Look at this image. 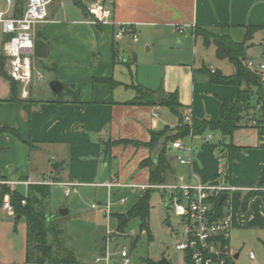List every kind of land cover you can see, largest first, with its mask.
I'll list each match as a JSON object with an SVG mask.
<instances>
[{
	"label": "crops",
	"instance_id": "0c3cea01",
	"mask_svg": "<svg viewBox=\"0 0 264 264\" xmlns=\"http://www.w3.org/2000/svg\"><path fill=\"white\" fill-rule=\"evenodd\" d=\"M16 2H6V8L0 11L7 10L8 16H16ZM93 2L111 9L112 24L94 23L74 5L52 0L48 5L47 20L36 24L32 32L33 39L46 42L47 57L33 56L32 77L26 86V96L21 94L20 86L17 99L9 100V85L4 80L6 86L0 92V129H5L0 131V176L3 180L75 182L81 184L78 187L95 188L93 194L98 187L89 184L111 178L123 183H149V166L144 162L149 158L156 159L159 146L150 150L143 144L150 140L151 131L165 127L174 129L179 119L162 105L127 104L136 95L134 85L150 89L156 95L176 93L181 116L187 109L191 110L193 129L204 119L217 121L220 99L234 100L240 88L208 81L203 68L230 75L234 67L230 73H225L213 61L215 46L209 53L211 44L204 46L202 37L195 35L194 29L221 31L236 41L232 37L235 31L242 32L243 38L247 26L264 27V0ZM121 23L132 24L138 33L136 41L130 35L115 38ZM178 27L183 31L179 32ZM259 33L253 36L248 49L252 57H247L248 60L259 62L263 59V39L258 44L254 42ZM2 47L3 41L0 53H3ZM147 52H152L153 56L146 66L150 70L146 76L148 73L158 74L153 84L147 77L140 78V59L145 60ZM256 54H259L257 58ZM156 69L158 72L153 73ZM41 79H44L42 83ZM53 80L62 85L59 92L50 88ZM157 99L160 101L161 96ZM206 133L211 138V132ZM206 137L203 140L207 142L196 140L192 149L194 159L188 167L176 160L179 150L172 144L167 145L170 168L165 181H175L184 171L188 175L192 172L202 183L226 185V182L232 185L234 192L229 198L227 195L225 215L231 223L229 246L234 264H238L244 246L256 248L258 245L262 252L248 249L247 257L250 264H262L264 195L256 189L264 176L262 140L257 129L245 125L234 131L231 141L239 152L227 174L226 161L220 162V158L225 159L220 157L219 151H224L220 149V140L217 144V141L208 142L210 138ZM107 142H114L108 152L105 150ZM31 184H17L10 189L17 188L26 194ZM103 190L105 201L92 203L106 202L107 190ZM248 191H255L257 195L243 210L242 198ZM122 195L127 196L130 206L138 197L128 188L114 191L116 198ZM125 204L114 205L111 214L123 210ZM105 216L102 213V217ZM250 252L254 253V260L249 258ZM0 264L37 263L26 262L24 239L18 252L10 254L7 250L0 256Z\"/></svg>",
	"mask_w": 264,
	"mask_h": 264
},
{
	"label": "trees",
	"instance_id": "16d2710c",
	"mask_svg": "<svg viewBox=\"0 0 264 264\" xmlns=\"http://www.w3.org/2000/svg\"><path fill=\"white\" fill-rule=\"evenodd\" d=\"M94 0H71L72 4L81 10L85 16H92L88 12V6ZM25 0H17L15 6V14H21L24 8ZM263 26H247L243 39L239 42L233 41L226 33H213L211 31L195 28L194 34L202 37L203 45L208 47L210 44L215 46V55L219 59L226 58L234 67V72L230 75H224L221 71L215 69L203 68V72L207 75L208 81L223 85H232L239 87V91L232 101L220 99L219 118L217 121L204 119L201 125L195 129L183 123L182 116L178 111L179 102L176 93L156 95L152 90L140 85H134L136 95L127 102V104H145V105H162L167 107L179 119V124L174 129L165 127L162 130L151 131L150 140L143 145L150 150L159 146L156 154V159L149 158L144 162V165L149 166L148 182L151 184L162 183L166 180L167 171L170 168L168 160V144L188 135L202 134L208 130L218 131L222 139H220V149L226 150L228 155L229 166L227 174L230 172L231 163L235 152L239 149L233 145L231 136L242 126H246L247 119L257 120V124L264 123V105L260 111H255V105L259 100L264 101V92L261 88L260 77L250 71L246 66L247 56L246 51L251 47L254 34L262 32ZM264 46V45H263ZM6 56L0 53V76L8 82L10 97L9 100H16L19 93L20 84L9 77L5 70ZM158 96L161 100L158 101ZM244 121V122H243ZM243 123V124H242ZM5 129H0L4 131ZM262 140V135L258 133ZM114 142H107L105 146L106 152L109 151ZM261 145L264 146L262 141ZM264 173V170H263ZM1 179L2 176H0ZM154 189H147L138 194L136 201L128 207L123 213H113L112 218L116 223V231L124 232L128 222L132 219H137L139 222V232H144L147 235L148 241L151 240L149 214H150V193ZM9 194V200L14 209L15 222L23 220L26 225L25 232V260L27 263L39 264V258L44 257L46 262L51 264H70L75 262V258L66 248L61 240L53 243L49 241V232L52 231L51 215L44 211L43 204L50 196V185L31 184L29 185L28 193L24 194L21 190L14 188L10 189L8 185H0V207L3 196ZM264 195V192H262ZM257 195L255 191H248L242 198V209L245 210L248 201ZM22 200L25 201L22 204ZM227 197L219 204L218 198L212 200V217L213 219H221L225 215V205ZM165 205V204H164ZM166 206V205H165ZM177 229V228H175ZM174 228H171L173 235ZM56 232L55 234H59ZM60 235V234H59ZM174 236V235H173ZM175 237V236H174ZM137 238L134 239L133 245ZM69 252L67 256L61 254L54 255L57 251ZM146 264H155L150 259H144ZM168 264H173L169 262ZM183 264H193L190 254H184ZM228 264H234L233 260H229Z\"/></svg>",
	"mask_w": 264,
	"mask_h": 264
},
{
	"label": "built area",
	"instance_id": "2783aa9c",
	"mask_svg": "<svg viewBox=\"0 0 264 264\" xmlns=\"http://www.w3.org/2000/svg\"><path fill=\"white\" fill-rule=\"evenodd\" d=\"M52 0H25L24 8L21 14L8 16L7 10L0 11V26L2 34L13 33L14 36L3 42V53L6 56L7 74L21 86V94L26 96V86L32 76V58H33V29L38 23L45 22L48 18V5ZM11 0H7L10 4ZM88 12L92 16V21L97 24H112L111 9L99 2H93L88 6ZM179 32L183 28L178 27ZM137 31L132 24L121 23L117 32L116 39H121L124 35H130L133 41L137 40ZM263 59L256 64L247 61V68L260 77L261 88L264 92V47L262 53ZM264 101L259 100L255 105V111L263 108ZM190 109H187L182 116L183 123L190 124ZM248 123L255 124V119H247ZM207 139L210 136L206 137ZM172 147L182 152L184 146L180 141L172 143ZM193 154V152H191ZM179 164H191V160H185L181 155L176 156ZM42 184V185H61L65 187L64 195L68 196L71 192H76L77 187L81 185L75 182L56 183L49 179L39 180L37 182L9 181L0 179V185L5 184L13 188L17 184ZM95 187H103L107 190V200L104 203H92L94 209H101L107 216H111V209L114 205H123L128 198L125 195L115 197L114 191L117 189L128 188L137 194L147 189L160 190L163 194L165 205L168 206L173 214L178 218L179 229L173 231L175 236V249L189 253L193 264H228V261L234 260L233 251L229 246L231 223L227 215L221 219L212 217V200L218 198L221 193L234 189L227 185H217L211 183H202L196 180L194 174L190 172L188 177L178 175L173 182L164 181L162 183L134 184L123 183L117 178H111L100 183H91ZM257 190L264 192V184L258 186ZM25 201L22 200V204ZM1 208L9 215H14L13 206L10 203L9 195L6 194L1 203ZM111 234H121V232H112L107 230L104 238L103 252L101 257H97L95 262L103 264H131L127 250L122 249L116 252H110L108 249L109 241L114 240ZM133 234V231L130 232ZM249 258L254 260L253 252L249 253Z\"/></svg>",
	"mask_w": 264,
	"mask_h": 264
},
{
	"label": "rangeland",
	"instance_id": "374dc122",
	"mask_svg": "<svg viewBox=\"0 0 264 264\" xmlns=\"http://www.w3.org/2000/svg\"><path fill=\"white\" fill-rule=\"evenodd\" d=\"M7 0H0V9L4 10L6 8ZM68 6H73L71 0H63ZM213 32V31H212ZM215 33V32H213ZM216 33L221 34V31H216ZM233 39L239 41L242 38V32L235 31ZM3 34L1 33L0 26V48L1 40ZM243 39V38H242ZM255 43L258 44L262 39L264 41V32L259 33L255 38ZM213 44L210 45L208 52L211 53L213 50ZM258 50V49H257ZM144 59H140L141 73L140 78L147 77L153 84L158 78V70H154L153 73L147 75L146 69L147 64L150 63L152 59V52L145 53ZM247 57H252V52L246 51ZM259 54L255 55L257 58ZM213 61L222 67L225 73H230L233 70V65L226 59L213 58ZM252 61L256 64V61ZM246 61V62H247ZM222 65V66H221ZM32 77V76H31ZM44 81V79L39 80ZM6 86L4 79L0 76V92ZM257 121V120H256ZM244 122V121H243ZM246 126L257 129V132L261 133L262 141L264 143V123L259 125L257 123L252 124L245 122ZM211 133V138L208 142L217 141L221 139L220 133L216 130H209ZM208 136L206 132L196 135H188L181 138L179 141L184 146L182 152H178L177 155H181L185 160L194 159V155L191 153L195 142L199 138L203 142V137ZM239 150L235 152L238 153ZM220 157H225V159L220 158V162L226 161L227 168L229 166L227 151H219ZM235 154L231 165L236 160ZM242 156V155H241ZM240 159V156L238 157ZM182 166L188 167L186 164ZM178 175L187 177L188 174L182 171ZM223 173H220L222 178ZM227 186H232L225 182ZM218 185V184H217ZM51 186V185H50ZM92 187H78L76 192H71L68 196L64 195L65 187L54 185L51 187L50 196L43 204L44 211L51 215V226L52 231L49 232V241L55 242L56 239L61 240V243L72 252L75 262L70 264H103V262H95L97 257H101V247L104 244V238L106 236L107 230L112 232L116 231L115 220L109 216L102 217L103 210H93L90 207L92 202L97 200L105 201V195L103 188H96V194H93ZM234 192V190H228L226 193L228 198ZM22 193H24L22 191ZM25 194V193H24ZM162 192L160 190H154L150 193L149 203H150V214H149V226L151 240L148 241L147 235L144 232H139V222L137 219H132L128 222L125 227L124 232L121 234H111L114 236V240H110L108 244V249L110 252H116L124 246V248L129 253L131 264H146L144 259L150 258L155 264H161L162 258H165L173 264H183L184 254L181 251L175 249V237L171 234V228L179 229L178 218L173 214L172 210L162 203ZM130 206V201H128L123 207V210L117 211L115 213H123L127 207ZM60 208H66L68 213L65 215H60L58 213ZM114 213V214H115ZM15 217L7 214L5 210L0 207V256L5 254L8 250L10 254L18 252L20 244L24 243L26 225L23 220L15 222ZM60 232L58 235L56 232ZM133 231V234L130 232ZM252 237V236H251ZM137 238L135 244L133 245L134 239ZM253 238V237H252ZM258 248V249H256ZM256 248H249L244 246L241 250V256L237 261L238 264H250L251 261L247 257L248 249H252L254 252H262L261 247L258 245ZM67 256L68 253L65 251H57L54 255L61 254ZM260 256V254H259ZM46 264H51L47 262ZM262 264H264V259Z\"/></svg>",
	"mask_w": 264,
	"mask_h": 264
},
{
	"label": "water",
	"instance_id": "95a60500",
	"mask_svg": "<svg viewBox=\"0 0 264 264\" xmlns=\"http://www.w3.org/2000/svg\"><path fill=\"white\" fill-rule=\"evenodd\" d=\"M14 36L13 33H5L3 35L2 41H8L10 40L12 37ZM33 56L36 58H40V59H44L47 57V44L46 42H44L43 40L39 39V38H34L33 39ZM50 88L54 91V92H59L62 89V85L57 81V80H53L50 82L49 84ZM264 182V176L262 177L261 181L259 182V186L262 185ZM227 197V193H221L218 197V202L219 204H222V202L225 200V198ZM165 203V202H163ZM68 212V210L66 208H60L58 213L60 215H65ZM161 264H168L169 261L166 260L165 258H162L160 261ZM39 264H46V259L44 257H40L39 258Z\"/></svg>",
	"mask_w": 264,
	"mask_h": 264
}]
</instances>
